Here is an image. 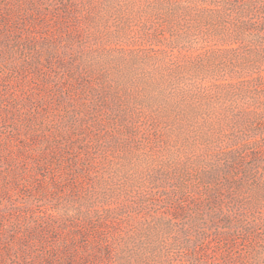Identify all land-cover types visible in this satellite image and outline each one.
<instances>
[{"label": "rangeland", "instance_id": "374dc122", "mask_svg": "<svg viewBox=\"0 0 264 264\" xmlns=\"http://www.w3.org/2000/svg\"><path fill=\"white\" fill-rule=\"evenodd\" d=\"M0 98L5 239L60 216L79 264H264V0H0Z\"/></svg>", "mask_w": 264, "mask_h": 264}, {"label": "trees", "instance_id": "16d2710c", "mask_svg": "<svg viewBox=\"0 0 264 264\" xmlns=\"http://www.w3.org/2000/svg\"><path fill=\"white\" fill-rule=\"evenodd\" d=\"M0 100L8 103L9 98L7 101ZM45 217L42 222L39 218V223H33L34 226L32 223H20L12 232L4 231L7 239L0 230V264H79L75 259L81 246L84 251L87 249L86 235L78 231L70 232L65 220L60 222V216ZM49 238L53 239L52 246L46 249ZM76 238L81 239V246L75 243Z\"/></svg>", "mask_w": 264, "mask_h": 264}]
</instances>
